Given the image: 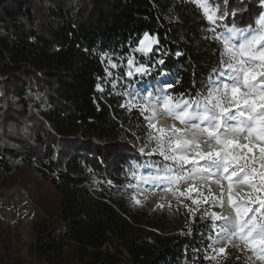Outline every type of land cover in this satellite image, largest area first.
<instances>
[{
  "label": "trees",
  "instance_id": "obj_1",
  "mask_svg": "<svg viewBox=\"0 0 264 264\" xmlns=\"http://www.w3.org/2000/svg\"><path fill=\"white\" fill-rule=\"evenodd\" d=\"M228 9L237 14L226 23L238 28L264 12L260 0H229ZM209 27L187 0H0V187L18 171L44 183L29 191L38 210L28 255L0 234V264H250L236 247L218 253L200 218L205 209L189 206L170 220L126 194L139 181L131 170L150 130L147 113L132 107L143 98L125 93L144 84L157 98L162 72L173 98L205 91L220 48L205 38ZM144 33L156 38L137 58L148 74L129 77L127 61ZM159 159L152 162L164 168ZM93 178L101 188L89 186Z\"/></svg>",
  "mask_w": 264,
  "mask_h": 264
},
{
  "label": "snow or ice",
  "instance_id": "obj_2",
  "mask_svg": "<svg viewBox=\"0 0 264 264\" xmlns=\"http://www.w3.org/2000/svg\"><path fill=\"white\" fill-rule=\"evenodd\" d=\"M187 2L197 5L209 23L207 31L211 36L205 38L220 45L219 63L203 85L205 91L196 92L192 99L186 98L187 93L176 99L165 91L152 103L149 94L143 98V105H132L147 113L144 119L148 121L149 139L156 144L149 154L158 153L165 162L164 175L137 176L140 167L137 165L131 170L132 176L144 183L189 184L187 198L194 205L202 203L205 206L200 218L208 222L215 236L233 246H237L234 242L239 240L257 253L259 259H264V13H260L253 24L241 29L234 23L231 27L226 23L229 17L237 14L229 11V0H224L223 10L219 6L212 8L208 0ZM260 3L264 6V0ZM148 39L149 34L144 33V39L134 51L145 55L151 52V44L146 43ZM100 59L104 61L107 55ZM127 63L131 68L134 61L129 58ZM158 63L162 65L164 61ZM109 65L117 67L111 61ZM105 72L112 75L107 68ZM136 72L148 74V68L141 64ZM126 75L131 77L133 72L128 71ZM96 87L103 91L100 84ZM164 87L171 89L173 85ZM125 95L137 99L132 93ZM161 105L162 114L190 125V128L185 130L173 124L168 129L151 123L161 114L158 111ZM140 151L143 153L144 150ZM108 183L111 185L112 181ZM213 184L218 187V193L212 191ZM241 185H247L251 191L242 195ZM205 188L209 193L207 196L203 194ZM193 192L202 200L193 199ZM258 192L262 194L257 195ZM179 196L183 197L185 193L179 192ZM135 202L140 203L139 200ZM217 207L220 212L208 210ZM213 251L217 250L213 248ZM218 253L225 254L226 248H219ZM209 258L205 256V259Z\"/></svg>",
  "mask_w": 264,
  "mask_h": 264
},
{
  "label": "rangeland",
  "instance_id": "obj_3",
  "mask_svg": "<svg viewBox=\"0 0 264 264\" xmlns=\"http://www.w3.org/2000/svg\"><path fill=\"white\" fill-rule=\"evenodd\" d=\"M141 39H144V36ZM146 43H150L151 48H153V45L156 43V38L149 34V39L146 41ZM138 45L139 42L135 45V49ZM149 54L150 52L146 55ZM142 55L146 56L145 54L135 51V54L131 57L134 61L133 66L129 68L127 63V70L133 72V76L131 77H134L135 75H142V73L136 72V68L141 65L137 58ZM161 80L164 85L170 84L171 77L166 74L162 76ZM130 87L134 96L136 97L144 98L145 96H149V94H151L148 85L131 84ZM165 91L166 89L163 86L162 93ZM36 97L41 102V106L46 108L47 100L40 94V91H36ZM12 98L15 100L17 99V97L14 95ZM155 100L156 98L151 94L150 103L154 102ZM158 111L161 114L158 115L157 119L151 121V123L156 124L157 127L170 129L171 126L175 124L176 127L185 130L190 128V125L181 124L179 120L169 115L162 114L164 111L162 105L159 106ZM155 148V142H150V139L148 138L147 143L141 148L144 150L143 153L141 152L139 159L133 162V166H140L138 172H144L146 175L153 176L165 174L164 168H160L158 164L152 162V157L160 158L158 161H163L162 157H160L158 153L154 155L149 154L152 153L153 149ZM146 165H151V167H146ZM257 170L259 171V167H257ZM43 184L44 183L42 181L31 176L29 173H26L25 171H18L12 175L6 176L2 186L0 187V234L3 237H6L8 241L14 242L18 253H22L25 256L28 255L27 245L31 241V226L33 217L38 210V207L32 200L29 191H36V189L42 188ZM88 184L89 186L94 185L98 188L102 187V184L96 178H93L92 182H89ZM211 187L213 192H219V189L215 184L211 185ZM169 188H171V190H169ZM188 188L189 184L186 183L167 185L160 181L144 183L142 180H139L134 188L128 189L126 191V194L138 207H141L147 211L156 212L158 214L164 213L170 220H174L179 210L185 209L189 206L205 209V206L202 203L199 205H194L192 200L187 198ZM239 190L242 195L251 191L247 185L239 186ZM179 192H184L185 196H179ZM203 194L204 196L209 195L206 188L203 189ZM261 194L262 193L259 192L257 193V195ZM191 196L193 199L202 200V197L198 196L195 192L191 193ZM136 200H139L140 203L137 204L135 202ZM208 210L217 212L221 211L218 207L210 208ZM224 211L227 213V207ZM18 236H20V241L18 240ZM234 243L237 246H233L232 243L222 241L219 237L215 236V246L218 249L225 247L226 251H228L231 247H236L248 256L250 264H264V259H259L257 253L250 250L244 243L239 240H235Z\"/></svg>",
  "mask_w": 264,
  "mask_h": 264
}]
</instances>
